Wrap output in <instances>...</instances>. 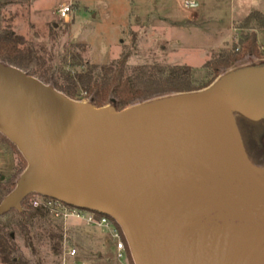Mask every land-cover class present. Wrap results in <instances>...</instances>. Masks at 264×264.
I'll use <instances>...</instances> for the list:
<instances>
[{
    "label": "water",
    "instance_id": "1",
    "mask_svg": "<svg viewBox=\"0 0 264 264\" xmlns=\"http://www.w3.org/2000/svg\"><path fill=\"white\" fill-rule=\"evenodd\" d=\"M256 73L117 112L0 64V134L26 161L0 216L36 194L112 219L134 264H252V240L228 239L264 224V170L235 119H253L244 104Z\"/></svg>",
    "mask_w": 264,
    "mask_h": 264
},
{
    "label": "rangeland",
    "instance_id": "2",
    "mask_svg": "<svg viewBox=\"0 0 264 264\" xmlns=\"http://www.w3.org/2000/svg\"><path fill=\"white\" fill-rule=\"evenodd\" d=\"M186 1H194L198 7L188 10L183 5ZM63 4L73 5L68 22L57 14ZM253 11L264 15V0H0V36L8 29L37 53L38 59L29 69L18 70L40 83V73L36 71L41 64L56 74L71 76L95 66L94 74L100 75L103 66L115 64L123 56L129 70L155 66L166 72L171 66H190L198 82L206 80L203 66L214 53L232 49L249 32L237 26ZM256 32L262 53L264 30ZM263 61L262 54L245 60L225 70L216 80L243 70L259 72L264 69ZM0 64L12 67L1 61ZM247 88L244 113L253 119L264 116V73H256ZM173 95L135 103L122 111L169 100ZM80 98L74 101L95 108L85 93ZM101 108L109 110L111 106ZM13 148L8 140L0 138V183L6 188H0V196L25 170L20 172L21 155ZM261 160L264 165V159ZM262 167L258 168L264 170ZM34 198L36 194L29 195L30 201ZM17 220L12 212L5 213L0 216V227L11 234L17 254L28 264H61V252L52 250L55 241L50 239L51 230L61 237V251L64 241L75 249V257L68 264H127L125 258H116L115 241L108 230L89 227L80 220H52L48 215L35 218L32 226L22 229ZM236 230H231L229 246L237 249L252 240L255 245L252 264H264V224L252 227L251 238L244 231L237 236Z\"/></svg>",
    "mask_w": 264,
    "mask_h": 264
},
{
    "label": "trees",
    "instance_id": "3",
    "mask_svg": "<svg viewBox=\"0 0 264 264\" xmlns=\"http://www.w3.org/2000/svg\"><path fill=\"white\" fill-rule=\"evenodd\" d=\"M237 29L249 32L242 35L232 49L214 53L213 57L203 66V69L207 71V78L204 81L196 82L194 80V70L190 66L175 65L168 67L166 72L155 66H138L129 70L125 56L115 64L103 66L100 69V75L94 74L97 70L95 66H90L85 72L73 76L63 72L56 74L49 68H43V64H39L42 72H39L40 69L36 72L40 73L38 78L44 85L50 84L54 90L71 100H80V95L85 93L95 108L110 105L115 111L120 112L135 103L158 97L201 91L209 87L225 70L239 65L245 60L258 58L261 54L264 55V52H260L256 35V30H264V15L261 12L249 13L238 24ZM37 59V53L31 47L26 46L20 36L13 34L8 29L3 31L0 36V61L2 63L20 70H27ZM78 66L81 67L80 64ZM236 121L247 157L254 165L264 166L261 160L264 159V118L259 121H252L239 114ZM0 138L6 139L1 134ZM13 147L15 146L13 145ZM15 148H13L14 151ZM20 158L21 172L26 167V161L22 155ZM16 180L8 184L5 194L0 196V202L14 189ZM0 188L6 189L1 183ZM30 202L28 195L21 202L20 212L15 210L8 212L15 214L19 228L25 229L32 226L35 218H46V212L33 209ZM93 213L98 217L102 216V214ZM109 220L117 229L124 243L127 264H134L121 229L112 219L109 218ZM4 228L0 227V264H28L17 254L12 244L11 234L5 232ZM49 234L52 242L55 241L52 250L60 254L61 237L53 234L52 230Z\"/></svg>",
    "mask_w": 264,
    "mask_h": 264
},
{
    "label": "built area",
    "instance_id": "4",
    "mask_svg": "<svg viewBox=\"0 0 264 264\" xmlns=\"http://www.w3.org/2000/svg\"><path fill=\"white\" fill-rule=\"evenodd\" d=\"M184 7L188 10H194L198 5L194 1L184 2ZM73 5L63 4L58 10L57 14L63 22H68L69 14L72 11ZM264 51V48H262ZM31 207L35 210H43L52 220H60L67 222L69 219L84 222L89 227H95L108 230L112 239L115 241L114 248L116 252V258L118 260L125 258V246L120 238V235L114 225L111 223L107 216L98 217L93 212L82 210L79 208L68 206L62 202L44 198L36 195V198L31 200ZM76 251L73 247L67 245L66 241L62 244L61 251V264H68L69 259L75 257Z\"/></svg>",
    "mask_w": 264,
    "mask_h": 264
},
{
    "label": "flooded vegetation",
    "instance_id": "5",
    "mask_svg": "<svg viewBox=\"0 0 264 264\" xmlns=\"http://www.w3.org/2000/svg\"><path fill=\"white\" fill-rule=\"evenodd\" d=\"M239 116V114H236V118ZM235 118V119H236ZM247 118V117H246ZM264 118V116H262V117H260V118H258V119H250V120H252V121H259V120H261V119H263ZM249 119V118H248ZM236 124H237V121H236ZM238 127V126H237ZM264 176V175H263ZM243 231H244V235L245 236H248L249 234H250V236H249V238H251V236L253 237L254 236V233H253V230H252V228H250V227H242V229H237L236 230V234H239V235H242L243 234Z\"/></svg>",
    "mask_w": 264,
    "mask_h": 264
},
{
    "label": "crops",
    "instance_id": "6",
    "mask_svg": "<svg viewBox=\"0 0 264 264\" xmlns=\"http://www.w3.org/2000/svg\"><path fill=\"white\" fill-rule=\"evenodd\" d=\"M66 24H68V23H66ZM257 33V32H256ZM258 35V34H257ZM257 40H258V38H257ZM75 221V220H74Z\"/></svg>",
    "mask_w": 264,
    "mask_h": 264
}]
</instances>
